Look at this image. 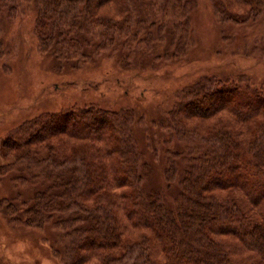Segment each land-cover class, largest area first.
Instances as JSON below:
<instances>
[{
	"label": "trees",
	"instance_id": "1",
	"mask_svg": "<svg viewBox=\"0 0 264 264\" xmlns=\"http://www.w3.org/2000/svg\"><path fill=\"white\" fill-rule=\"evenodd\" d=\"M104 1L35 0L44 47L59 58L85 54L83 44H93L95 36L98 44L113 41L115 29L154 23V11L167 6L185 15L194 3L109 0L112 5L105 6ZM234 1L216 0L223 20L246 23L264 11V0ZM97 26L102 29L88 38ZM220 110L228 116L217 120ZM134 116L132 109L91 105L43 113L18 127L4 144L15 152L14 180L34 191L23 198L24 209L12 202L17 218L38 226L65 224L64 249L74 260L264 264L262 90L241 74L237 79L205 75L182 92L161 122L187 142L181 175L179 150L168 151L173 158H167L166 177L179 180L174 206L161 190L145 186L147 163Z\"/></svg>",
	"mask_w": 264,
	"mask_h": 264
},
{
	"label": "rangeland",
	"instance_id": "2",
	"mask_svg": "<svg viewBox=\"0 0 264 264\" xmlns=\"http://www.w3.org/2000/svg\"><path fill=\"white\" fill-rule=\"evenodd\" d=\"M193 1L186 16L167 6L162 12L154 11V23L126 24L114 30L113 41L101 44L95 36L93 44H83L85 54L72 53L70 58H59L44 47L35 0L4 1L0 25V264H98L93 256L87 261L71 259L64 249L65 224L38 226L25 223L23 215L17 218L12 202L23 206V198L32 196L34 186L14 180L15 152L4 143L22 124L43 113L73 107L132 109L147 163L145 186L161 190L174 206L179 180L166 177L167 158H173L168 151L179 150L178 173L182 174L188 160L187 142L169 134L161 122L182 92L205 75L237 79L244 74L264 93V11L246 23H237L222 19L216 0ZM101 29H92L88 38ZM220 111L217 120L228 116Z\"/></svg>",
	"mask_w": 264,
	"mask_h": 264
}]
</instances>
